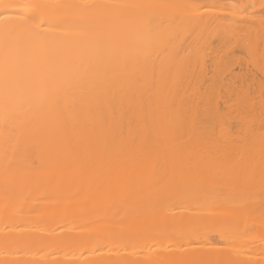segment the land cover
<instances>
[{"label":"bare ground","instance_id":"obj_1","mask_svg":"<svg viewBox=\"0 0 264 264\" xmlns=\"http://www.w3.org/2000/svg\"><path fill=\"white\" fill-rule=\"evenodd\" d=\"M2 2L84 63L0 115V264H264V0Z\"/></svg>","mask_w":264,"mask_h":264},{"label":"snow or ice","instance_id":"obj_2","mask_svg":"<svg viewBox=\"0 0 264 264\" xmlns=\"http://www.w3.org/2000/svg\"><path fill=\"white\" fill-rule=\"evenodd\" d=\"M0 7L5 11L27 9L33 12L46 6L5 4L0 0ZM97 7L103 9L109 6ZM260 7L259 19L264 25V3ZM36 27L31 19L0 15V115L5 119L19 100L30 106L47 104L65 82L82 70L84 57L74 42H53L37 31ZM151 44L150 38L145 40L146 48L151 47ZM37 54L44 66L39 76L26 70ZM94 54L90 52L89 56Z\"/></svg>","mask_w":264,"mask_h":264}]
</instances>
